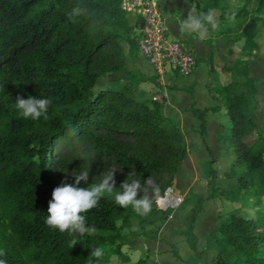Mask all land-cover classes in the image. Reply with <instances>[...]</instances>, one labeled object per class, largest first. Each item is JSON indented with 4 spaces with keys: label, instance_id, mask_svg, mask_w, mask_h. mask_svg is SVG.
Here are the masks:
<instances>
[{
    "label": "trees",
    "instance_id": "1",
    "mask_svg": "<svg viewBox=\"0 0 264 264\" xmlns=\"http://www.w3.org/2000/svg\"><path fill=\"white\" fill-rule=\"evenodd\" d=\"M198 1L197 10L206 18L214 13L216 20L232 24L237 35L223 36L241 42L240 53L260 54L264 0H239L240 6L229 5L228 0ZM76 7L82 11L69 15ZM129 18L122 0H0V251L7 264H88L97 246L104 250L99 264H155L145 257L131 261L122 250L127 236L135 234L131 218L140 214L130 204H116L112 195L104 193L98 205L85 213L96 231L79 237L72 246L67 231L60 232L44 220L52 190L62 182L73 183L65 179L63 157L55 155L54 144L61 137L92 141L143 176L165 168L158 161L165 159L161 151L174 158V174L186 156L182 130L163 114L158 101L129 97L128 78L120 87L94 91L97 78L111 74L125 72L141 82L150 78L126 68L127 57H138L135 26ZM228 29L220 33L227 34ZM122 43L128 45L127 54ZM206 60L213 75L209 91L219 104L191 111L206 143V114L226 110L229 134L221 133L220 140L230 149L222 152L232 155L227 161L246 172L237 183L244 191L239 202L250 210L249 215L242 209L231 212L220 222L215 239L222 241L221 252L211 264H264V136L252 143L246 139L259 128L257 80L249 75L248 58L238 57L230 66L225 62L216 66L213 53ZM220 74L223 81L218 79ZM17 95L49 97L47 119L21 117L14 106ZM112 132L136 137L149 150L127 154ZM207 151L210 193L191 203L184 231L197 257L203 250L197 246L196 216L205 200L218 195L213 184L218 156L209 147ZM54 156L59 168L51 164Z\"/></svg>",
    "mask_w": 264,
    "mask_h": 264
},
{
    "label": "rangeland",
    "instance_id": "2",
    "mask_svg": "<svg viewBox=\"0 0 264 264\" xmlns=\"http://www.w3.org/2000/svg\"><path fill=\"white\" fill-rule=\"evenodd\" d=\"M228 3L229 5L235 6H240L241 4L239 0H228ZM249 5L250 10H253L254 3L252 2ZM129 20L131 21V18H129ZM207 21H209V24L213 27V35L216 37L218 36V39L220 38L218 43L226 41L225 37V39L221 40V35H228V37L237 35L232 24L228 25L216 20L214 13L209 18H206L205 22ZM226 27H230V29L224 32L227 34H221L220 31ZM134 32L136 35V29ZM261 40H263V38H261ZM178 41L183 42L180 39ZM240 44L241 42H238V45ZM122 46L127 54L128 45L122 43ZM243 53L239 52L238 56H228L226 49L222 52V57L228 64H231L238 57H245L249 59L250 66L252 65V67H250L252 72L250 70L249 75L257 80V121L259 126L257 132L250 134L246 138L249 143H252L260 136H264V73L262 71L259 72V67L264 65V46L260 54H255L252 51H243ZM137 55L138 59L136 62L131 61V57L126 58V68L128 70H137L136 67L140 65L138 64L139 57L146 61L138 50ZM176 74L183 75L178 72H176ZM127 78L130 80V83L126 85V87H130L128 92L129 97L137 99L138 101L151 100L152 94H154L156 89L155 85H153V83H142L141 81L132 79L125 72L119 75L111 74L97 78L94 91L108 87H120L121 83H123L122 81H125ZM214 120L223 124V128L227 131L228 118L226 112H216ZM213 125L215 127V123ZM197 128L198 126L196 127L198 131ZM189 131L192 132L190 129L188 131L184 130V145L187 153L175 174L172 169L174 158L167 157L164 151H161L159 154L165 157V159L161 158L158 161L164 162V164H166L165 168L143 176V174H139L135 171V166L123 162L122 158L107 152L105 148L92 141L89 142L79 138L71 139L61 137L56 144H54V149L56 150L55 155L58 153L64 159L61 168L68 182L75 183L74 173L78 172L81 168L87 167L88 164H90L89 178L86 182L81 181L79 183L88 186L91 183L98 182L102 172L115 168L114 178L117 188L114 189L112 193L105 192L114 197L116 192L121 191L119 186L124 180L131 181L132 179H139L141 181L140 196H147L152 201V210L147 214H140V216H133L131 218L135 234H129L127 236V241L122 247V250L131 258V261H136L140 257H145L155 264H163L162 261L165 259L170 261L177 259L178 257L176 255L180 258L178 254L180 250L182 254L185 255V250L189 248L185 242L186 236L184 235V231L187 227L186 221H188L190 217L189 209L192 207L191 203H193L197 197H206L210 193V188L207 185V172L210 165V155L208 154L207 147L212 150V155L218 156V161L215 163L218 165V172L214 181L215 183H213L214 186L218 188V195L217 197L205 200L202 205L203 210L197 214L194 222V226L197 223L198 228L206 224H213L211 220L213 218L215 222L214 228L208 233L205 257L203 256V260L199 264H211V261L216 258L217 253L221 252L220 246H222V241L221 243L219 240L216 241L218 233H215V230L220 225V221L225 220L231 212L241 209L245 214L249 215L250 210L241 206L239 202L240 198L243 197L242 194L244 191L237 183V178L245 176L246 172L243 167L234 164L233 161H227L231 159L232 155L227 152H222L224 150L228 151L230 146L222 141L215 142V139H212L211 135L209 137L210 142L208 143L206 142V134L204 137L206 143H204L200 136L196 138L192 135L193 133L191 134ZM224 133H227V135L229 134V132ZM112 135H116L117 141L122 147V151H125L127 154H142L149 150L148 144L138 140L136 137L115 132H112ZM51 164L53 167L59 168V163L55 156L51 158ZM160 187H164L163 193L159 192ZM168 187H171L172 191L180 197V199L178 200L179 202L174 205L165 206L159 203L158 199L164 195ZM130 205L133 206L132 204ZM145 244L149 246L153 245V250L156 248L154 250L155 252H151L150 248L145 247ZM184 244L185 246L183 247ZM227 249L226 247V250Z\"/></svg>",
    "mask_w": 264,
    "mask_h": 264
},
{
    "label": "crops",
    "instance_id": "3",
    "mask_svg": "<svg viewBox=\"0 0 264 264\" xmlns=\"http://www.w3.org/2000/svg\"><path fill=\"white\" fill-rule=\"evenodd\" d=\"M198 3V0H161L162 13L166 21L168 34L176 40H182L183 42L181 43L187 46L188 50L193 53L196 59V64L192 71L185 75H177L176 70L175 72L172 69H168L166 74L161 75L141 57H139L140 59L138 61V64L140 65H138L136 67L137 70H135L150 77L148 80L142 81V83H153V85H155L156 89L154 94H152L151 99L156 100L161 104L163 114L173 121L183 133L184 130L188 131L190 129L192 132L189 131V133H193L192 135L196 138L200 136L196 130L199 121L193 115L191 109L210 108L215 107L218 104L209 91V88L213 83V75L210 72V65L206 58L213 53L214 64L218 66L220 63H226L222 57V52L224 50L227 49L228 56H238L239 53V49L237 48L239 47L238 42H231L226 36L221 35V40L226 38V41L218 43L220 38L218 39V36L216 37L213 35V27L209 24V21L205 22L206 17L198 12L196 7V4L199 5ZM193 18L200 21V27H189V23ZM230 49H232V52L230 51L229 53ZM137 59L138 58L131 59V61L136 62ZM232 63L226 64L230 66ZM250 67H252V65ZM260 71L264 73V65L259 67V72ZM218 77L220 81H223V75L220 74ZM216 112L221 113L226 112V110L224 108H220L217 111H209L206 114V142L208 143L210 142V135L212 136V139H215V142H219L222 141L220 140L221 133L226 132L225 128L222 126L223 124L214 120ZM214 123L215 127L213 125ZM211 220L213 221V224L210 223L211 225L206 224L200 226L199 228L197 223L195 225L197 246L199 250H203L201 255L202 258L195 256L194 252L187 245L189 249L185 250V255L182 254V251L180 250L178 252L180 258L178 257L174 261L165 259L162 263H201L203 256L205 257L206 254L205 249L207 245L208 233L214 228V218ZM184 246L185 244L183 247ZM145 247L150 248L151 252L156 249L155 248L153 250V245L149 246L145 244Z\"/></svg>",
    "mask_w": 264,
    "mask_h": 264
},
{
    "label": "clouds",
    "instance_id": "4",
    "mask_svg": "<svg viewBox=\"0 0 264 264\" xmlns=\"http://www.w3.org/2000/svg\"><path fill=\"white\" fill-rule=\"evenodd\" d=\"M81 11L79 7H76L69 15H77ZM189 27H200V21L193 18ZM51 102L47 96L29 95L27 98H23L17 95L14 106L21 117L38 120L47 119ZM114 169L102 172L98 182L91 183L87 187H78L79 182H86L89 178L90 164H88L87 167L74 173L75 183L62 182L52 190L51 199L48 201L47 215L44 218L45 223L60 232L67 231L72 237L71 246L80 240L79 237L95 233L96 228L94 225L88 224L85 213L98 205L105 192L112 193L117 188ZM119 188L121 191L115 194L116 204L121 207L132 204L134 210L141 215L152 210V201L147 196H140L141 181L139 179L124 180ZM103 256V248L94 247L88 256V264H99ZM0 264H7L2 251H0Z\"/></svg>",
    "mask_w": 264,
    "mask_h": 264
},
{
    "label": "built area",
    "instance_id": "5",
    "mask_svg": "<svg viewBox=\"0 0 264 264\" xmlns=\"http://www.w3.org/2000/svg\"><path fill=\"white\" fill-rule=\"evenodd\" d=\"M122 8L137 31L138 51L157 73L164 75L168 69H172L185 75L192 71L196 59L187 46L168 34L161 0H122ZM167 192L172 196L173 203L164 204L158 199L159 203L167 206L179 202L180 197L171 187L167 188L161 199L166 197Z\"/></svg>",
    "mask_w": 264,
    "mask_h": 264
},
{
    "label": "bare ground",
    "instance_id": "6",
    "mask_svg": "<svg viewBox=\"0 0 264 264\" xmlns=\"http://www.w3.org/2000/svg\"><path fill=\"white\" fill-rule=\"evenodd\" d=\"M160 201L163 202L164 204H172L173 203V198L172 196L167 192L165 198H160Z\"/></svg>",
    "mask_w": 264,
    "mask_h": 264
},
{
    "label": "water",
    "instance_id": "7",
    "mask_svg": "<svg viewBox=\"0 0 264 264\" xmlns=\"http://www.w3.org/2000/svg\"><path fill=\"white\" fill-rule=\"evenodd\" d=\"M172 38V36H170Z\"/></svg>",
    "mask_w": 264,
    "mask_h": 264
}]
</instances>
